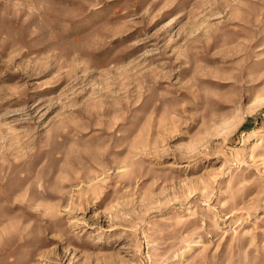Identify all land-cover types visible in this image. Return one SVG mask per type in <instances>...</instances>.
Listing matches in <instances>:
<instances>
[{
	"label": "rangeland",
	"instance_id": "rangeland-1",
	"mask_svg": "<svg viewBox=\"0 0 264 264\" xmlns=\"http://www.w3.org/2000/svg\"><path fill=\"white\" fill-rule=\"evenodd\" d=\"M0 264H264V0H0Z\"/></svg>",
	"mask_w": 264,
	"mask_h": 264
}]
</instances>
